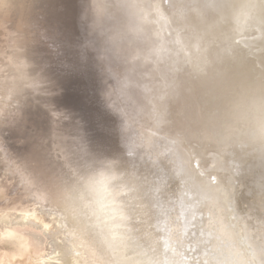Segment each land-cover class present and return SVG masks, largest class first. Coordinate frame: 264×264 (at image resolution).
I'll list each match as a JSON object with an SVG mask.
<instances>
[{
    "label": "rangeland",
    "instance_id": "374dc122",
    "mask_svg": "<svg viewBox=\"0 0 264 264\" xmlns=\"http://www.w3.org/2000/svg\"><path fill=\"white\" fill-rule=\"evenodd\" d=\"M187 1L0 0V211L55 210L75 183L74 168L91 172L114 154L117 166L133 167L145 186L163 192L152 194L162 205L167 198L186 204L189 187L195 196L207 191L203 180L190 177L215 179L209 188L221 218L250 253L231 227L228 199L213 187L218 181L233 188L242 213L264 219V0H224L228 33L214 34L221 40L209 50L199 43L205 31L200 41L183 34L196 30ZM216 1L206 13L211 20L220 15ZM23 71L38 81L33 88L28 77L23 86ZM127 126L132 142L140 132L148 135L133 151ZM149 136L180 152L179 170L169 154L152 151ZM254 177L263 184L260 193L249 186ZM197 214L190 218L203 231ZM225 249L220 243L216 259L228 257ZM14 250L11 240L0 239V259ZM95 250H87L91 264H98Z\"/></svg>",
    "mask_w": 264,
    "mask_h": 264
},
{
    "label": "bare ground",
    "instance_id": "6f19581e",
    "mask_svg": "<svg viewBox=\"0 0 264 264\" xmlns=\"http://www.w3.org/2000/svg\"><path fill=\"white\" fill-rule=\"evenodd\" d=\"M181 1L184 6L189 3L187 0ZM202 1L204 0L190 2L196 10V21L192 20L189 24L199 33L196 30L195 33H191L188 29L183 34H191L197 40L200 38L199 34L205 31V34L201 35L204 41L199 43L209 50L211 45L220 39L216 38L214 41V34L218 33V36L224 38L228 33L227 24L224 22L225 4L224 0L216 1L217 7L220 8V15L211 20L212 17H206V13L215 4L212 3L213 0H206L207 5L203 6ZM199 17L201 20L198 19ZM205 21L208 22V29L201 31V26L206 24ZM206 64L208 63L204 59L199 66L205 69ZM27 77L29 78L27 83L33 88L37 80L27 76L24 71L23 86H26L24 81ZM34 90L38 91V88L34 87ZM117 106L120 110L125 109L119 103ZM108 110L105 112H110ZM113 113L118 115L116 109ZM131 120L135 124L132 115ZM160 123V129H162L163 122ZM119 125H121L120 122ZM123 128L126 130L124 138L127 136L126 147L131 151L136 150L135 146H140L138 143L144 141V137L148 136L146 133L141 134L140 132L138 143L132 142L130 140L132 129H129V126ZM117 134L119 136V133ZM149 137L152 142L149 141L154 147L152 151L155 149V154L164 157L169 154L173 167L179 170L177 156L180 152L177 154L174 146L162 145L159 142H154L152 136ZM124 138L120 134L122 143ZM143 152L145 149L136 154L142 156ZM93 166L91 172H87L83 168L84 173H76V170L81 169L74 168L75 183L65 201H62L63 205L57 206L55 210L45 211L41 207L38 210L25 209L6 214L0 211V239H9L15 246V250L7 257L5 256V259L3 257L0 259V264H91L90 253L87 252L91 248L96 249L97 260H95L98 264H236L237 261L242 264H251V261L253 264H264V219H261L262 215L260 218L257 216L253 222L248 216H245L236 202L238 196L235 195L233 188L229 189L223 185L225 188L223 189L222 184L218 181H216L217 185L213 187L228 199V207L232 211L233 217L231 227L239 228L246 246L250 249L249 254L240 244H237L234 232L226 227L227 225L221 218L220 207L216 206L218 200L209 188L215 179L211 177L204 179L200 175L190 177L189 180L192 181L203 180L202 185L207 191L200 190V196H195L194 191L189 187L185 191L186 197L189 199L186 204H174L171 199L167 198L162 205L161 200L156 202L152 194L163 192L156 189L154 184L145 186L144 182L147 179L145 181L141 178L138 180L136 177L140 175L136 170H132L133 167L128 170L125 169L128 166H125L124 169L117 166L114 154L98 166L95 163ZM249 184L251 191L255 193L263 191V184L257 177L252 178ZM258 197L251 199L257 200ZM195 210L198 213L196 219L206 227L203 231L199 224H195V221L190 218L191 213ZM46 218L55 223L54 229H51ZM220 243L226 245L224 253H227L228 257L218 260L215 249ZM206 246L211 247L209 252L205 249ZM90 255L93 256L92 253ZM236 255L239 257L238 260H235ZM23 257L25 259L22 260Z\"/></svg>",
    "mask_w": 264,
    "mask_h": 264
}]
</instances>
